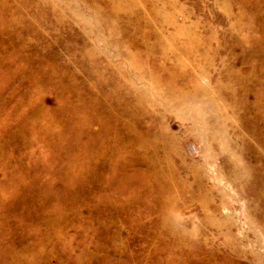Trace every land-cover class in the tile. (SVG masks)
I'll list each match as a JSON object with an SVG mask.
<instances>
[{
	"label": "rangeland",
	"instance_id": "374dc122",
	"mask_svg": "<svg viewBox=\"0 0 264 264\" xmlns=\"http://www.w3.org/2000/svg\"><path fill=\"white\" fill-rule=\"evenodd\" d=\"M0 264H264V0H0Z\"/></svg>",
	"mask_w": 264,
	"mask_h": 264
}]
</instances>
